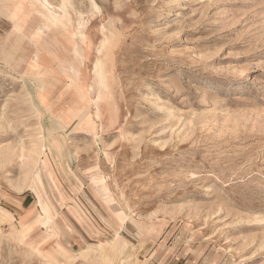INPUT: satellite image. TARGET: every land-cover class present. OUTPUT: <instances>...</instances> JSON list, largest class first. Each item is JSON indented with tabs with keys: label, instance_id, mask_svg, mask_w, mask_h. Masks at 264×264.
Masks as SVG:
<instances>
[{
	"label": "rangeland",
	"instance_id": "obj_1",
	"mask_svg": "<svg viewBox=\"0 0 264 264\" xmlns=\"http://www.w3.org/2000/svg\"><path fill=\"white\" fill-rule=\"evenodd\" d=\"M95 1L101 15L49 0L77 19L72 54L59 25L29 40L44 19L28 0H0V264H264V0ZM16 2L21 31L4 8ZM19 33L25 51L6 66ZM38 49L43 74L26 63ZM97 92L103 122L77 134ZM68 110L80 112L66 124ZM37 173L54 219L87 232L82 246L22 222Z\"/></svg>",
	"mask_w": 264,
	"mask_h": 264
},
{
	"label": "bare ground",
	"instance_id": "obj_2",
	"mask_svg": "<svg viewBox=\"0 0 264 264\" xmlns=\"http://www.w3.org/2000/svg\"><path fill=\"white\" fill-rule=\"evenodd\" d=\"M28 1L29 2L27 4V6H29V9L31 11L34 10L37 13L42 14V19H44V26H42V25L40 26L39 25V27H37L35 29L34 34L30 38V41H35L36 42L37 40H39L41 38L43 33L45 34L44 29H46L47 32H50L51 31L50 30L51 27L59 25L62 28V32H64V34L67 35V38H66V43L67 44H66V46H63V50L65 52H70V53L73 54V52H75L76 48H77L76 41H75L76 40L75 32L78 31L79 29L75 26L76 23H77V19H75L74 16L71 14V12L68 11L67 4L65 6L63 5V7H62L63 8V16H59L58 13H59L60 9L53 7L52 3H50L48 0H34V1L37 2V4L35 6L30 4L31 0H28ZM88 1L90 3L89 5L91 7L92 12L95 15H101L102 11H101L100 6L97 4V2L95 0H88ZM20 4L24 6L23 2H20ZM4 8H5L6 11L10 12V6L9 5H5ZM89 15L91 16V14H89ZM76 16H77V14H76ZM87 18H89V17H87ZM93 21L94 20H93V16H92L89 20H87L85 28L84 27L80 28V31H82L83 29L87 31L88 37L91 38V40H92L94 34L97 33V31L93 28V25H92ZM22 22H23V17H22L21 23ZM19 28H20V26H19ZM104 30H105V26H103L101 29H99L98 32L103 34ZM54 35H55V33H54ZM103 36H104L103 40H101V42L99 43L100 44V50H101V48H105V45H106V43L109 40L108 36H106V35H103ZM58 37L55 38L54 41H58L59 40ZM88 50H90V49L88 48ZM54 61H56V62L61 64V61L59 59H57V58H55ZM62 61H64V60H62ZM97 63H96V68L93 71V77H94L93 79L96 80V81L100 80V82H98V83H99L100 87L104 88L105 85H104V83L101 80L102 79V75L99 72V67H100L101 61H99V64H97ZM31 65L33 67L41 68L42 69V71L40 72L41 74H43L45 71H48V69H49L47 64H46V62L43 61L42 52L39 49L36 50L33 53V56L31 58ZM78 73L79 74H76V75L79 76V77L80 76L82 77L81 71H79ZM86 86L88 88V91L93 93V83L91 82V84L89 83ZM88 102L93 106L94 113H93V115L90 116V118L83 125L82 131L84 133H90L92 130H94V128H96L95 125L98 122H100V121L103 122L102 119H104V116H105V112H104L105 109L103 110V107H104V103L106 102V98H105L104 94H101V93L97 92L96 96L93 97V98H90L88 100ZM43 104L46 105V106L49 104L48 100H47V98L45 96H43ZM117 119H118V117L115 118V120H117ZM107 122H106V124H107ZM93 181L97 182V179L93 178ZM30 189H31L32 192H34L38 196V206H39V215L35 216V219L33 218V220H36L37 222H39L41 227H45V229L48 232H50L49 238L47 239L48 242H50L53 239H58L59 238L58 232L56 231V229H55V227L53 225L54 218H53V215L50 213L48 206L44 203L42 198L39 196V193H38L36 187L32 186ZM77 214H78L79 218L82 219V217L79 215L78 212H77ZM24 224H27V223H24ZM100 245H101V241L98 240V243L93 245V246L100 247ZM57 246H58V249H56L57 251L59 250V251H61V253H64L65 255H69L70 254V251L66 247H64L62 244L58 243ZM93 246H89V248L93 247ZM47 252H49V251H47Z\"/></svg>",
	"mask_w": 264,
	"mask_h": 264
},
{
	"label": "crops",
	"instance_id": "obj_3",
	"mask_svg": "<svg viewBox=\"0 0 264 264\" xmlns=\"http://www.w3.org/2000/svg\"><path fill=\"white\" fill-rule=\"evenodd\" d=\"M49 1V0H48ZM12 5L10 4H7L10 6V16L13 20H17L19 22V25L20 28L18 27L19 31L22 30V27H25L27 25H24L26 23V19H28V16L27 15H24V11L25 9L27 10V8H24V7H21L20 6V2H16V3H11ZM17 5V6H16ZM19 6V7H18ZM24 16L23 18V22L21 23L22 21V17ZM42 26H44V23L41 24ZM40 25V26H41ZM18 31V32H19ZM44 32L46 34V29H44ZM34 34V31L33 33L29 36L30 38L32 37V35ZM43 33V35H45ZM59 36V34H58ZM29 38V40H30ZM25 48H26V39H25V36L22 35L21 33L17 34L16 37H14L11 41H9L4 49H3V52L1 54V62L6 65V66H13L14 64H16L19 60H20V56L23 54V52L25 51ZM33 55H30V57L27 59L26 63L27 64H31V58H32ZM36 69H41L39 67H34ZM42 71V70H41ZM40 71V72H41ZM39 72V73H40ZM49 105V104H48ZM47 105V106H48ZM81 110V109H80ZM80 110H77V111H72V110H68L66 112H63L64 114L62 115V119L64 120V122L66 124L68 123H71L73 121V119L77 116V114H79ZM90 118V116H88L84 121L83 123L81 124V126L79 127L78 129V132L77 134H82L84 135L85 133L82 131V127L83 125L85 124V122ZM58 145V143L56 144ZM45 152V148H44V151L43 153ZM43 155V154H42ZM42 157V156H41ZM41 160V158H40ZM42 162V161H41ZM39 173H37V178L34 179V185L40 195V197L42 198V200L44 201V203L48 206L49 208V211L50 213L53 215V218L55 217L54 216V211L52 209V206L51 204L49 203V201L47 199H45L43 197V194L41 193V190L43 189V184H42V179H41V176L38 175ZM33 193V192H32ZM34 194V193H33ZM36 196V194H34ZM37 198V196H36ZM90 207V206H89ZM35 209H39V206H38V198H37V201H36V205H30L29 209H27V212L25 214V216H23L22 218V222H25V223H29L31 221V219H33L36 215V212H35ZM77 211V210H76ZM8 212H10L12 214V216L14 217V213H12L11 211L8 210ZM67 212L70 214V216L73 218V221L80 227L82 228V226H80L79 222L72 216L71 212L67 209ZM79 213V215L81 216V213L79 211H77ZM82 217V216H81ZM84 221H86L85 219H83ZM54 226L55 228L57 229V231L59 232V234L61 235V237L63 238L64 241H66L68 243L69 246H73V247H80L82 246L83 244H85V241H87V238H86V235L87 237L88 234L87 232H85L84 230V234H81L79 233L77 230H76V226L73 224L72 220H68L64 215L60 214V215H57V217L54 219ZM87 222V221H86ZM93 225V223H92ZM127 226V225H126ZM93 227L95 228V226L93 225ZM97 228V227H96ZM83 229V228H82ZM97 231L99 232V230L97 229ZM100 233V232H99ZM85 235V236H84ZM155 237V236H154ZM152 238V236L148 235V233L146 234L145 236V240L147 239H150Z\"/></svg>",
	"mask_w": 264,
	"mask_h": 264
}]
</instances>
